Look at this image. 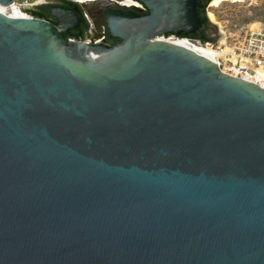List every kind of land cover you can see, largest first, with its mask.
I'll list each match as a JSON object with an SVG mask.
<instances>
[{
  "label": "water",
  "instance_id": "obj_1",
  "mask_svg": "<svg viewBox=\"0 0 264 264\" xmlns=\"http://www.w3.org/2000/svg\"><path fill=\"white\" fill-rule=\"evenodd\" d=\"M140 1L112 46L0 11V264H264V86L165 39L195 0Z\"/></svg>",
  "mask_w": 264,
  "mask_h": 264
},
{
  "label": "flooded vegetation",
  "instance_id": "obj_2",
  "mask_svg": "<svg viewBox=\"0 0 264 264\" xmlns=\"http://www.w3.org/2000/svg\"><path fill=\"white\" fill-rule=\"evenodd\" d=\"M20 2L22 11L51 22L60 30L62 29L61 34L64 37L70 33L74 39L109 46L117 44L121 39L111 34L107 22L108 15L143 16L148 13V8L140 0H20ZM212 3L213 0H195V4L204 9ZM73 5L76 6L80 15V19L76 21L70 16L61 20L53 11L55 7L72 9ZM69 23L76 25L68 27ZM212 26L216 29L215 24ZM209 30L208 24L203 30L198 27L190 35L196 36L199 40L207 38V41H212L213 34H210ZM170 34L171 32H166L163 36ZM178 35L186 34L180 30Z\"/></svg>",
  "mask_w": 264,
  "mask_h": 264
},
{
  "label": "built area",
  "instance_id": "obj_3",
  "mask_svg": "<svg viewBox=\"0 0 264 264\" xmlns=\"http://www.w3.org/2000/svg\"><path fill=\"white\" fill-rule=\"evenodd\" d=\"M20 12L22 16L31 15L21 9ZM168 37L186 39L190 42L210 46L214 51V60L221 71L241 77L250 76L247 79L260 84V81L254 80V75L247 70L249 68L264 70V26L260 23L257 26L248 25L243 33L226 35L223 41L199 40L190 34L174 35L171 33L166 38Z\"/></svg>",
  "mask_w": 264,
  "mask_h": 264
},
{
  "label": "rangeland",
  "instance_id": "obj_4",
  "mask_svg": "<svg viewBox=\"0 0 264 264\" xmlns=\"http://www.w3.org/2000/svg\"><path fill=\"white\" fill-rule=\"evenodd\" d=\"M20 0L15 5L20 10ZM209 19L212 41H221L226 35L243 33L248 25L260 23L264 26V0H222L217 5H209L205 9ZM208 11H212L214 19H211ZM216 25V29L212 26ZM219 32L222 35H219Z\"/></svg>",
  "mask_w": 264,
  "mask_h": 264
},
{
  "label": "bare ground",
  "instance_id": "obj_5",
  "mask_svg": "<svg viewBox=\"0 0 264 264\" xmlns=\"http://www.w3.org/2000/svg\"><path fill=\"white\" fill-rule=\"evenodd\" d=\"M220 1H222V0H213L212 5H217ZM232 1H241V0H232ZM15 6L16 5H15V2H14L12 4V6H10V7H1L0 9H2L3 12H8L11 15H15V16L22 15L20 10L18 8H16ZM208 14H209L211 19H214V14H213L212 11H208ZM257 25H258L257 22L253 23V26H257ZM164 37H165V39L172 40V41H174L177 44L187 46V47L192 48V49H194L196 51L207 52L214 59V51H213V49L210 46H204L203 44H199V43H196V42H190L189 40L176 38V37H168V38H166L167 36H164ZM221 41H223V40L221 39ZM254 70L257 72V74L254 75L253 79L254 80L258 79L260 81V84L264 86V70L261 69V68L254 69ZM244 77L248 78L250 76H244Z\"/></svg>",
  "mask_w": 264,
  "mask_h": 264
},
{
  "label": "trees",
  "instance_id": "obj_6",
  "mask_svg": "<svg viewBox=\"0 0 264 264\" xmlns=\"http://www.w3.org/2000/svg\"><path fill=\"white\" fill-rule=\"evenodd\" d=\"M195 12H196V16L199 20V27L203 30L205 28L206 25L210 24L209 19L206 15V11L204 8H199L196 4H195ZM204 41H207V38H203Z\"/></svg>",
  "mask_w": 264,
  "mask_h": 264
},
{
  "label": "clouds",
  "instance_id": "obj_7",
  "mask_svg": "<svg viewBox=\"0 0 264 264\" xmlns=\"http://www.w3.org/2000/svg\"><path fill=\"white\" fill-rule=\"evenodd\" d=\"M0 11H3L2 9H0Z\"/></svg>",
  "mask_w": 264,
  "mask_h": 264
}]
</instances>
